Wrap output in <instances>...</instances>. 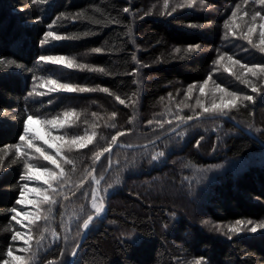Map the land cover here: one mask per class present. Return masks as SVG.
Here are the masks:
<instances>
[{
	"label": "trees",
	"instance_id": "1",
	"mask_svg": "<svg viewBox=\"0 0 264 264\" xmlns=\"http://www.w3.org/2000/svg\"><path fill=\"white\" fill-rule=\"evenodd\" d=\"M205 3L206 11L183 7L169 16L161 14L163 0H0V60L32 70L0 65V155L7 152L0 167V256L15 245L12 230L20 231L10 209L22 210L16 200L27 181L20 180L22 163L10 162L15 152L11 146L20 143L22 118L31 112L51 118L75 109L81 113L76 124L53 133H67L68 138L95 131L96 138L88 148L66 153L74 163L64 164V195L57 197L49 219L37 221L35 237L43 239L39 248L33 247L35 264H192L197 259L202 264H264V230L229 238L203 223L264 221V87L253 93L214 63L219 53L249 65L264 62V54L245 40L225 38L224 29L237 4L250 12L264 6L253 0L247 5L242 0ZM49 30L73 38L42 46ZM196 44L201 46L197 52L184 51ZM95 48L102 51L95 53ZM41 55L74 57L105 72L46 64L38 61ZM49 75L108 88L109 93L28 97L34 87L45 91L38 85L40 77ZM209 76L229 91L253 96V101L224 117L193 119L170 133L177 128L175 115L192 114L178 98ZM117 95L130 106L120 105ZM133 112L136 120L129 123ZM167 120L173 124L160 128L156 123ZM118 131L125 135L118 137L111 155L94 162L93 154ZM159 152L164 155L153 160ZM30 162L52 167L35 157ZM93 188L105 209L99 215L91 206ZM88 215L95 218L83 231Z\"/></svg>",
	"mask_w": 264,
	"mask_h": 264
},
{
	"label": "snow or ice",
	"instance_id": "2",
	"mask_svg": "<svg viewBox=\"0 0 264 264\" xmlns=\"http://www.w3.org/2000/svg\"><path fill=\"white\" fill-rule=\"evenodd\" d=\"M33 3H44L45 0H32ZM242 2L247 5L248 0H242ZM259 3V5L264 6V0H253V3ZM194 6H199L201 8L209 7L205 0H173V3L170 5V0H163V9L164 12L161 14H167L171 16L178 8H193ZM171 7L170 11H167ZM129 8L125 7L123 11L125 13L129 12ZM264 7L261 10L253 9L251 12L247 9H242L239 4L235 6V9L231 12L229 18L224 22L225 29V38L233 37L236 39H242L247 42L251 48L258 50L259 53L264 54ZM250 18V19H249ZM259 21V22H257ZM51 25L49 28L51 29ZM258 32V42L254 41L253 37ZM73 37L66 35H59L55 31L49 30L43 33L40 44L47 45L51 41H60L64 39H72ZM200 45L196 44L194 46L189 45L184 51L186 53H194L200 49ZM95 53H100L102 49L95 48L92 49ZM177 53L181 52L180 48H176ZM133 60H136V57L133 55ZM39 62H44L46 64L59 65L66 69H79L88 71H98L105 72L104 68H97L87 64L78 63L74 57H66L60 55H41L38 57ZM227 61L228 64L224 65V62ZM216 65H224V70L227 72H232V69L238 66V72H232L241 84L246 85L251 88L253 93H256L260 90L261 87H264V84L258 86V81H264V62L252 63H242L238 59H234L233 56L228 55L227 53H219L216 60L214 61ZM0 65H6L8 68L15 67L16 69H25V66L17 63L14 60H0ZM31 72V69H25ZM138 71V69H137ZM249 77L253 78L250 79ZM35 79V78H34ZM212 80V77L209 76L199 85L192 84L189 85L186 89L184 96L185 100L181 101L182 108L190 109L191 115H175V121L177 122V127L181 124H187L193 119H201L203 116L207 115L209 117L227 115L229 111L237 109L240 105H243L246 101H253V96L244 95L237 91H229L225 87H221L220 84H215L213 88H209V82ZM135 82V81H134ZM40 88H44L45 91H37L34 87L31 91L28 92V97H43L53 93H86V92H95L101 91L104 93H109L108 88H89L86 86H79L69 82H61L58 78H52L50 75L48 77H40ZM198 88L199 95L195 100V104H189L186 101L192 98L194 91ZM217 94H219L217 98ZM135 95V93L133 94ZM172 94L169 93V97ZM115 99L119 102L120 105H125L126 107L130 106L126 103L125 99H122L120 96H116ZM163 99V98H161ZM131 106L134 107L135 101L131 100ZM207 100V102H206ZM51 103V101H49ZM178 109L180 106L178 105ZM196 109L200 111L197 112ZM96 113H92V116H96ZM81 113L77 112L75 109L65 110L56 116L51 118L44 117L39 112H31L26 115V118H22V134L19 135L20 143H17L11 147L14 148V158L11 160V164L15 165L22 163L23 174L20 176L21 181H37L42 182L46 187H29L28 183H23L20 188V198L16 200V204L25 205L31 204L35 211H24L20 212L17 208L13 207L10 209L11 220L15 221L16 224L21 225L23 228L29 229V231H19L12 230L11 240L23 241L24 247L14 249L12 246H9L6 252L0 256V264H35L37 252L33 251V236L31 234V226L34 225L37 221L49 219L50 213L52 212V206L57 204V197L64 195L63 188L66 183L65 178V168L64 164H73V160L67 158L66 153H71L73 150H82L88 148L89 145H92L94 139L96 138V132L93 131L90 135L84 134L80 135L78 133H73L70 137L66 138L67 133L64 135H53L54 130H60L64 128H70L76 124V121L80 119ZM116 113H112V117H115ZM136 120L135 112H133L132 118L129 123H132ZM149 125H152L153 121L148 120ZM160 128L164 127V123L168 125L173 124V120L167 121H156ZM33 124H39L44 130L45 135H40L33 127ZM115 127V124L112 125ZM175 131V128L172 129ZM124 131H118L115 135L111 136V141L106 147H103L101 150L96 151L93 154L94 162L98 161L102 155L108 153L111 155L113 146H117L118 137L124 136ZM183 135V133H180ZM202 139V138H201ZM37 141H42L43 144H37ZM47 146V149H52L53 152L50 153L44 147ZM5 155H0V167L3 166ZM163 152L156 153L152 156V159L155 160L159 156H163ZM37 160L46 161V165H37L30 161L33 158ZM87 175L91 173L87 172ZM95 184H99L100 180L94 179ZM111 187V185H109ZM35 193V198L29 200L26 194ZM87 196L88 193H83ZM67 199V197H64ZM101 200V197L98 195V189L93 188L91 193V206L95 209L97 215L103 211V203H98L97 201ZM44 205H47L48 208L45 210ZM27 220V224L24 221ZM93 216L88 215L86 219L83 220L82 227L87 229L89 224L92 222ZM205 225L209 224V221H203ZM215 227V226H214ZM216 231H221L219 227H215ZM258 230H264V221L259 223L254 222L253 220H240L237 219L233 225H230L227 229L228 233L238 234L245 231L249 233H256ZM231 238V236H229ZM40 239L35 241L37 248L41 245ZM23 253L19 255L17 253ZM75 254V253H73ZM194 264H202L201 259L194 261Z\"/></svg>",
	"mask_w": 264,
	"mask_h": 264
},
{
	"label": "rangeland",
	"instance_id": "3",
	"mask_svg": "<svg viewBox=\"0 0 264 264\" xmlns=\"http://www.w3.org/2000/svg\"><path fill=\"white\" fill-rule=\"evenodd\" d=\"M197 7H199V6H194L193 8H197ZM199 9L200 10H204V11H206L207 10V7L206 8H201V7H199ZM250 19V18H249ZM257 22H259V21H257ZM253 39H254V41H257L258 42V32H257V34L253 37ZM226 64H228V62L227 61H225L224 62V65H226ZM224 65H217V69L219 70V71H221V72H223V73H228V74H231V75H233L232 74V72H238L239 71V68H238V66H236V67H234L233 69H232V72H227V71H225L224 70ZM215 72H217V70L215 71ZM234 76V75H233ZM235 77V76H234ZM250 79H253V78H251V77H249ZM262 82H264V81H258L257 83H262ZM215 84H216V82H214L213 81V78H212V80L209 82V88H213L214 86H215ZM199 95V91H198V88L194 91V93H193V95H192V98L190 99V100H188V101H186L187 103H189V104H195V100H196V98H197V96ZM218 96H219V94H217V98H218ZM178 100H182V101H184L185 100V96H182V99L180 98H178ZM206 102H207V100H206ZM188 111H191L190 109H187ZM199 109H196V111H198ZM200 111V110H199ZM218 117H224V116H222V115H220V116H218ZM32 127L40 134V135H45V138H47V136H46V134H45V132H44V130L42 129V127L39 125V124H33L32 125ZM53 135H55L54 133H53ZM37 144H43V142L42 141H37L36 142ZM44 146H46V145H44ZM194 171H197V170H194ZM27 183H28V185H29V187H46V185H43L42 184V182H37V181H31V182H28L27 181ZM27 195V198L29 199V200H31V199H34L35 198V193H29V194H26ZM22 206V210L20 211V212H24V211H35V209L33 208V206L31 205V204H25V205H21ZM208 221V220H207ZM24 223L25 224H27V220H25L24 221ZM37 223L38 222H36L34 225H32L31 226V234H32V236H33V241H32V244H33V247H35L36 246V244H35V241L36 240H38V238L37 237H35L36 235H37V228H38V225H37ZM19 227H20V231H22V232H24V231H29V229H27V228H23V227H21V225H18ZM206 226H208L211 230H213L214 232H215V234H217L218 236H221V237H227V236H233V235H237V234H232V233H228L227 232V229H228V227L230 226V225H222V224H213V223H211L210 221H209V224H207ZM219 227L220 229H222L221 231H216L215 230V227ZM238 234H250L249 232H247V231H245V232H243V233H238ZM57 241V237H56V235L54 234V235H52V237H51V243L53 244V243H55ZM22 247H24V244H23V241H21V240H17V241H15V245L13 246V248L14 249H17V248H22ZM37 247V246H36ZM17 254H19V255H23V253H17ZM192 264H194V262L192 263Z\"/></svg>",
	"mask_w": 264,
	"mask_h": 264
},
{
	"label": "water",
	"instance_id": "4",
	"mask_svg": "<svg viewBox=\"0 0 264 264\" xmlns=\"http://www.w3.org/2000/svg\"><path fill=\"white\" fill-rule=\"evenodd\" d=\"M189 123V122H188ZM187 123V124H188ZM184 125H186V124H181L179 127H177V128H175V131L177 130V129H179L180 127H182V126H184ZM175 131H171L170 133H173V132H175ZM103 213L105 212V209H104V206H103V211H102ZM98 217H100V216H98ZM95 217H93V219H94ZM86 229L85 228H83V231H85ZM82 243V241H80V244Z\"/></svg>",
	"mask_w": 264,
	"mask_h": 264
}]
</instances>
